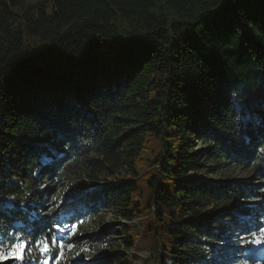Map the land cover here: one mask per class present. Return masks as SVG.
I'll list each match as a JSON object with an SVG mask.
<instances>
[{"label": "trees", "instance_id": "16d2710c", "mask_svg": "<svg viewBox=\"0 0 264 264\" xmlns=\"http://www.w3.org/2000/svg\"><path fill=\"white\" fill-rule=\"evenodd\" d=\"M233 168L248 185L188 176ZM254 178L264 0H0V250L50 235L37 214L61 192L53 213L129 224L119 245L106 229L86 235L83 264H122L121 249L144 245V264H245L241 237L264 216Z\"/></svg>", "mask_w": 264, "mask_h": 264}, {"label": "rangeland", "instance_id": "374dc122", "mask_svg": "<svg viewBox=\"0 0 264 264\" xmlns=\"http://www.w3.org/2000/svg\"><path fill=\"white\" fill-rule=\"evenodd\" d=\"M38 0H27L28 3H36ZM194 141V139L189 140L190 144ZM194 144L196 145V143L194 142ZM147 168L142 167V172L145 173V171H147ZM119 176L121 179L122 177L125 176V173L123 171L120 172ZM190 178L196 179V180H201V181H212V182H217V181H225V180H233V181H241L244 182V184L248 185L247 183L250 182V175L248 173L242 172L238 169H229L225 172H223V174L220 175H212L208 172H206L205 169H201L198 172H194V173H189L188 175ZM253 187H257V191L258 193H260V195L264 194V180L263 179H258V178H254L253 182L251 184ZM88 187V186H87ZM85 188L83 187L82 190L84 192H90L92 190H95V187H91V188ZM141 199L142 200H146L147 196V192L145 190L141 191ZM66 201V197H63L61 195V192H58L56 196H54L50 202H48L47 204H45L46 208L40 212L37 215H40L41 217H51V220L54 221L56 219H61V215H57L56 213H53L54 211V206H59L62 203H64ZM258 202H245L244 205L253 208L255 205H257ZM10 206V204H8ZM56 210V209H55ZM53 213V214H52ZM207 221L209 220H213L215 218H218L219 215L212 211L211 209H209L207 211ZM58 216V218H57ZM146 218H141L138 217L137 219H135L133 221V225L135 226V230L139 231V234L141 236V232H143V228L140 227L139 223L142 222L144 223ZM129 227V224L127 221L125 220H121L116 214L115 212L112 211H108L102 215L99 216H94L93 218L91 217L88 222H84L80 225L77 226V228L75 227H70L68 229H66L63 232V239H71V249H69L68 245L66 246V250L70 251L69 254H66L63 257V260H66L69 264H73L76 262V258L79 257L81 252H86L88 250V243L85 240L86 235L90 234V233H97L100 231H104L109 230L112 231V235L111 238L114 239L115 244L119 245L122 242H124V227ZM148 226V224H147ZM80 227H84L83 230L84 231H80ZM56 235L59 236L61 234L60 230H55ZM134 238V237H133ZM138 238L135 237L134 242L136 243ZM141 240V239H140ZM59 242V241H58ZM114 244V245H115ZM134 245V244H133ZM143 249L142 250H138L137 248H135L134 246L131 248L130 251H124V250H120L118 253L123 256L125 258V262H123L122 264H144L148 258H149V252L147 250H145V248L147 247V245L142 246ZM221 249H224L225 247H227L226 244L220 245ZM255 252L253 251V246H252V250L250 251V254L248 253L249 257L254 258L255 256ZM77 256V257H76ZM9 259L13 262L15 259H12L11 257H9ZM167 264H172L171 261H167ZM247 264H264V257H257V260H249V262Z\"/></svg>", "mask_w": 264, "mask_h": 264}, {"label": "snow or ice", "instance_id": "6c2138e0", "mask_svg": "<svg viewBox=\"0 0 264 264\" xmlns=\"http://www.w3.org/2000/svg\"><path fill=\"white\" fill-rule=\"evenodd\" d=\"M243 123V121H242ZM259 235H257V231L251 232V239H244L241 238L243 245H251L254 247H259L260 245H264V226H261L258 230ZM12 240L18 241L15 243H11L10 251L4 252L0 250V261L6 260L9 257L15 260L23 261L27 255L30 254L31 249L33 246L39 248L40 254L44 255L46 253H49L51 251L50 245L52 248H55L59 241V247H60V255H57L54 257L56 259L57 264L59 262V259L63 255V249H64V243H63V232L61 230V234L59 236L56 235L55 232H52L51 235L45 236L43 241L33 238L31 243L27 241V238L24 237H12ZM50 242V244H49ZM5 243L4 239L0 237V246H3ZM43 243V247H40V244ZM69 249H71L72 245H68ZM53 258V257H50ZM44 264H48V261L45 260Z\"/></svg>", "mask_w": 264, "mask_h": 264}]
</instances>
